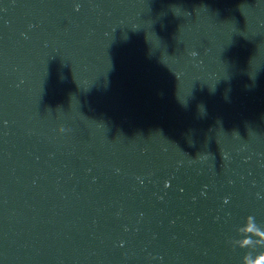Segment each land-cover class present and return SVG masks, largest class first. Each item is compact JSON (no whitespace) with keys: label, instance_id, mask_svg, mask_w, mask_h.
I'll return each instance as SVG.
<instances>
[{"label":"water","instance_id":"water-1","mask_svg":"<svg viewBox=\"0 0 264 264\" xmlns=\"http://www.w3.org/2000/svg\"><path fill=\"white\" fill-rule=\"evenodd\" d=\"M264 0H0V264H260Z\"/></svg>","mask_w":264,"mask_h":264},{"label":"clouds","instance_id":"clouds-1","mask_svg":"<svg viewBox=\"0 0 264 264\" xmlns=\"http://www.w3.org/2000/svg\"><path fill=\"white\" fill-rule=\"evenodd\" d=\"M256 259L260 261V264H264V254H262L261 256H258Z\"/></svg>","mask_w":264,"mask_h":264}]
</instances>
